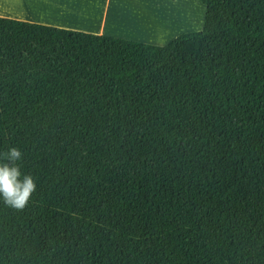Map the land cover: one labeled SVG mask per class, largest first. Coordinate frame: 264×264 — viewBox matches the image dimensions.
I'll list each match as a JSON object with an SVG mask.
<instances>
[{"label":"trees","instance_id":"trees-1","mask_svg":"<svg viewBox=\"0 0 264 264\" xmlns=\"http://www.w3.org/2000/svg\"><path fill=\"white\" fill-rule=\"evenodd\" d=\"M155 46L0 17V264H264V0H198Z\"/></svg>","mask_w":264,"mask_h":264},{"label":"crops","instance_id":"crops-1","mask_svg":"<svg viewBox=\"0 0 264 264\" xmlns=\"http://www.w3.org/2000/svg\"><path fill=\"white\" fill-rule=\"evenodd\" d=\"M43 2L38 1V4L34 5L36 10L27 0H18L19 5H15L17 9L8 3L7 7L0 9V17L31 23L34 16L42 17V14L47 12L51 16L48 18H53L56 25L45 26L140 43H143V37L154 31L153 25H179L188 19V14L183 12L182 6H173L166 0H138L141 5L137 8L131 6V0ZM173 20L175 22H172Z\"/></svg>","mask_w":264,"mask_h":264},{"label":"rangeland","instance_id":"rangeland-1","mask_svg":"<svg viewBox=\"0 0 264 264\" xmlns=\"http://www.w3.org/2000/svg\"><path fill=\"white\" fill-rule=\"evenodd\" d=\"M27 1L28 4H31V6L35 10L36 7L34 5H37L38 1L44 3L43 0H27ZM166 1L168 3H172L173 6H177V7L182 6L183 12L188 14L187 21L183 20L182 24L179 25H173V24L153 25L154 31L150 33L148 36L143 37L141 39V42L145 44H152L155 46H165L178 36L202 31L205 7L201 2H199L198 0H166ZM8 3H10V5H12L13 7L15 5L17 6L19 5L18 0H8V1L0 0V9L7 7ZM140 5L141 4L138 2V0H131L132 7L137 8L140 7ZM14 8L17 9L16 6ZM42 15H43L42 17L34 16L32 18L33 21L31 23L56 25L53 21V18H48L51 17L50 14H47V12H45ZM45 20L48 21L45 22ZM172 22H175V20H173Z\"/></svg>","mask_w":264,"mask_h":264},{"label":"clouds","instance_id":"clouds-1","mask_svg":"<svg viewBox=\"0 0 264 264\" xmlns=\"http://www.w3.org/2000/svg\"><path fill=\"white\" fill-rule=\"evenodd\" d=\"M22 153L17 148L0 152V200L6 207L22 211L36 192L33 176L21 172Z\"/></svg>","mask_w":264,"mask_h":264}]
</instances>
